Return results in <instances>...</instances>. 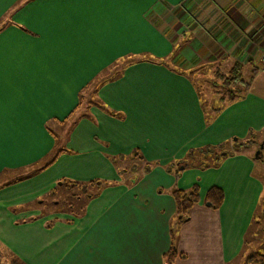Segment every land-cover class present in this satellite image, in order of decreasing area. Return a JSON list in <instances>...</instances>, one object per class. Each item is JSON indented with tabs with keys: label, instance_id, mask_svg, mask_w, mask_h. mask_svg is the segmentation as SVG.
Wrapping results in <instances>:
<instances>
[{
	"label": "crops",
	"instance_id": "0c3cea01",
	"mask_svg": "<svg viewBox=\"0 0 264 264\" xmlns=\"http://www.w3.org/2000/svg\"><path fill=\"white\" fill-rule=\"evenodd\" d=\"M0 27L3 255L23 264H165L171 246L183 255L172 264L264 255V177L251 144L236 148L264 131V0H0ZM234 62L255 68L250 86L206 121L183 75ZM224 144L230 154L215 168L177 180L162 168ZM134 148L159 166L128 185L118 170ZM61 180L106 185L79 217L43 213L38 202ZM195 182L199 201L176 225L168 191ZM210 187L223 192L217 208L205 203Z\"/></svg>",
	"mask_w": 264,
	"mask_h": 264
},
{
	"label": "trees",
	"instance_id": "16d2710c",
	"mask_svg": "<svg viewBox=\"0 0 264 264\" xmlns=\"http://www.w3.org/2000/svg\"><path fill=\"white\" fill-rule=\"evenodd\" d=\"M203 70H206L210 75L208 77L209 85H211V82L212 83L214 82L212 81L211 78L219 75L218 79H220V84H222L225 90L224 92H220L219 90H212V92L210 93V95L213 98V101H217V102L219 101V103L217 104V107L215 109H210V110L202 109L204 115L206 116L205 118L206 121L210 120L207 118V113L209 116L214 117L218 112L221 111L222 108L226 106V104H230L233 101H237L241 99L244 96V94L247 92L250 86L252 77L256 72L255 69H253L250 75L248 76L247 80L244 81L242 77L243 76V72H242L243 66L239 63L234 62L231 68L228 70L226 75L219 72L220 65H217L215 67H210V68L208 67L206 69L203 68V69H200V71L196 70L192 73H187V75L190 74L189 79L193 82V77L199 75L198 73ZM211 87L213 89H216L214 85H211ZM89 105H90L89 101H85V102L79 101L76 108L78 107L87 108ZM74 112H75V109H74ZM70 116H71V113H70ZM250 144H252V141H247L243 144L242 143L237 144L236 148L238 149L241 146H246ZM62 151L64 152L65 150H62ZM196 152L199 153V155H202V157L200 158L195 157L198 161L192 160V165H198V167L200 168L207 167V166L217 167L220 164V162L224 159V157L230 154V153H225V148L223 147V145H216V146H205L201 149L191 150L188 152V156H192ZM137 156H138V152L134 151L132 155L130 156V160L132 159L135 160ZM206 158L210 159L209 164L205 162ZM128 159L129 158L127 157L126 160ZM111 161L115 164L114 159L111 158ZM187 165L188 164L185 162L178 163V166L179 167L182 166L183 168L186 167ZM148 166L149 165H145L142 169V172L148 171L149 169ZM179 167H176V165L174 164H169L165 166V171L167 173L173 172V168H176L175 171L177 172V169ZM123 168L124 167H122V169ZM131 169L134 170V166H132ZM104 185L106 184L99 180H92V181L85 182V183L71 181V180H61L57 184L56 188H54L48 194V196H46L45 198L41 199L38 202V206L42 207L43 213H47L50 211L65 212L69 214L70 216L79 217L82 215L83 210L79 207L77 209V213H73L72 210L75 209L74 208L76 207L75 204H79L83 200L88 201L94 198L97 195V193L100 191V189L103 188ZM172 198L175 203L176 225H179L184 220H186L190 209L194 206V204H196L199 201L198 187L197 185H193L189 192H185L183 190H174L172 192ZM222 200H223V192L220 188L210 187L206 191L205 203L207 204V206H210L211 208H217L222 203ZM260 211H261L260 220L264 226V196L262 197V200H261ZM177 256L183 257V255L181 254L178 255L177 252L174 250L173 246H171L168 252L163 257L165 260V264H172L174 258H176ZM10 264H23V263L14 260ZM245 264H264V255H259V254H255L254 256L252 255L251 257H248Z\"/></svg>",
	"mask_w": 264,
	"mask_h": 264
},
{
	"label": "rangeland",
	"instance_id": "374dc122",
	"mask_svg": "<svg viewBox=\"0 0 264 264\" xmlns=\"http://www.w3.org/2000/svg\"><path fill=\"white\" fill-rule=\"evenodd\" d=\"M262 56H264V55H262ZM262 56L260 57V64L264 65V62L262 61ZM231 66L232 65L226 66V64H220L219 72L224 74V75H226L228 70L231 68ZM250 69L252 71L255 68L253 66H250V65H248V66L245 65L243 67V71H242L243 72V76L242 77H243L244 81H246L248 76L250 75L251 71L250 72L248 71ZM182 74H184V73H182ZM198 74L199 75L193 77V83L196 84L197 93H198L200 99L202 100V101L201 100L199 101L200 105H201L200 108L204 109V110L215 109L217 107V104L219 103V101L218 102L217 101H213V98L210 95V93L212 92V90H219L220 92H224L225 91L223 86H222V84H220V79H218L219 75H217L216 77H212L211 78L212 81H214L213 83L211 82V85H214L216 87V89H213L211 87V85H209V83H208V81H209L208 77L210 76L209 73L206 70H203V71L199 72ZM183 76H186V78H189L190 74L187 75V73H186V75H183ZM93 103L96 104L97 106L100 105L105 113H107V114L109 113V116H112L113 114H115L107 106L102 105L99 101H93ZM80 111L77 112L78 115H79ZM77 117L78 116H76V118H74V122L78 120ZM207 118L208 119H212V116H209L208 113H207ZM72 121L73 120H71L69 124H71ZM55 130L57 131L59 129L56 128ZM57 132H59V131H57ZM60 133H62V132H60ZM247 141H252V144H251V147H250L249 151H250V153H252V155L254 157L255 153L258 150L257 148L260 147L261 145H262V147H264V144H262V141H264V131L253 132L246 139V141L239 140L238 142L239 143H245ZM58 144H59V146L61 145L60 138H58ZM223 147L225 149H228L227 144L226 145L224 144ZM134 151L138 152L137 158H135V160H133V159L129 160L130 162L127 163L126 166L123 168L125 171L123 169L121 170L120 168L118 170V177L121 178V179H125L126 183L128 185H130L132 182L137 183L143 177V175H145L148 172H150V170H152L154 167L159 166V164L157 162L148 163V165H149L148 166L149 167L148 171L142 172V169H143V167L145 166V163H146L145 157H144L143 153L139 149L134 148L132 150V152L130 153V155L128 156V158H130V156L132 155V153ZM195 157L200 158V157H202V155H199V153H197V152L195 154H193L192 156H188V153L185 154L184 157L182 159H180V162H185L188 165L186 167H184V169H181L182 166H180L177 169V172L175 171L176 168H173V172H169L168 174H172L173 177H175L176 180H177V178H180V176L184 173V171H187V170L205 171V170H208L210 168H215V167H212V166H207V167L200 168V167H198V165H192V160L198 161ZM258 157L259 158L255 159L256 160L255 161V163H256V172L258 174H260V175L262 174V177H264V149L260 150V154H258ZM113 159L115 160V164L117 166L120 165L119 161L121 160V158L119 157V155H116L115 158H113ZM205 162L209 164L210 163V159L206 158ZM175 163L176 162H174V164ZM132 166H134V170L131 169ZM162 168L165 170V168L163 166H162ZM4 176H6V175H4ZM4 176H2V177H4ZM11 177L12 176H9V177L3 178V179H7V178H11ZM12 183H15V182L13 181ZM193 185H197L198 193H199V188L200 187L198 185V182H195L194 184H192V186ZM192 186L188 187L186 189H183V191L189 192L191 190ZM55 188H56V186H55ZM174 190H182V189H180V188L179 189L178 188H173L172 190L170 189L168 191V193L171 195V197H172V192ZM160 192L163 193L164 191L160 190ZM86 201L87 200H83L79 204H75L76 207H74L75 208L74 210L71 209L72 212L73 213H77V209L80 207L83 210V213H84L85 212L86 203H87ZM263 250H264V248H262V252H263ZM14 260L17 261V259L11 257L8 254L3 255V252L0 251V264H10Z\"/></svg>",
	"mask_w": 264,
	"mask_h": 264
},
{
	"label": "snow or ice",
	"instance_id": "6c2138e0",
	"mask_svg": "<svg viewBox=\"0 0 264 264\" xmlns=\"http://www.w3.org/2000/svg\"><path fill=\"white\" fill-rule=\"evenodd\" d=\"M124 3L126 4H138L141 2V0H123ZM144 19H146V17H144L143 13H141V20L142 22L144 21ZM154 21L152 20H147V24L145 25L147 27L148 24H153ZM4 40V34H3V28L0 27V43H2Z\"/></svg>",
	"mask_w": 264,
	"mask_h": 264
},
{
	"label": "water",
	"instance_id": "95a60500",
	"mask_svg": "<svg viewBox=\"0 0 264 264\" xmlns=\"http://www.w3.org/2000/svg\"><path fill=\"white\" fill-rule=\"evenodd\" d=\"M260 148H262V146H260ZM260 153V150H258L255 155H254V158L257 159L258 158V154Z\"/></svg>",
	"mask_w": 264,
	"mask_h": 264
},
{
	"label": "built area",
	"instance_id": "2783aa9c",
	"mask_svg": "<svg viewBox=\"0 0 264 264\" xmlns=\"http://www.w3.org/2000/svg\"><path fill=\"white\" fill-rule=\"evenodd\" d=\"M262 61L264 62V56H262Z\"/></svg>",
	"mask_w": 264,
	"mask_h": 264
}]
</instances>
